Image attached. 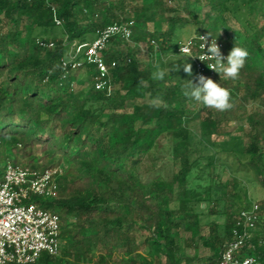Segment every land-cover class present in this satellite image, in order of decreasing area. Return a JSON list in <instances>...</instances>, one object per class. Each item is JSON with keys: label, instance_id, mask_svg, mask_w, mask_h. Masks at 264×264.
<instances>
[{"label": "trees", "instance_id": "trees-1", "mask_svg": "<svg viewBox=\"0 0 264 264\" xmlns=\"http://www.w3.org/2000/svg\"><path fill=\"white\" fill-rule=\"evenodd\" d=\"M260 17L264 0H0V180L7 163L38 173L61 169L56 199L31 198L57 215L59 254L43 253L33 264H219L239 211L252 203L259 221L239 255L264 264V198L243 199L233 210L226 203L219 211L209 182L213 137L236 122L246 138L239 154L264 188ZM122 23H131L129 39L113 37L101 53L107 66L116 63L105 87L96 90L94 65L62 67L73 44L90 43ZM192 25L197 36L217 39L225 56L235 45L249 53L238 78L214 74L230 90V109L198 108L186 98L184 80L196 77L187 78L182 68L158 74L165 56L179 54V28ZM251 104L258 109L239 120ZM193 110L198 135L187 127ZM160 159L169 163L157 166ZM240 185L229 178L225 194L236 199ZM202 216L213 217L205 235ZM143 231L149 234L139 244ZM185 233L196 239L184 245L191 253L177 244Z\"/></svg>", "mask_w": 264, "mask_h": 264}, {"label": "built area", "instance_id": "built-area-1", "mask_svg": "<svg viewBox=\"0 0 264 264\" xmlns=\"http://www.w3.org/2000/svg\"><path fill=\"white\" fill-rule=\"evenodd\" d=\"M131 23L110 25L98 36L87 44H73V49L68 53L67 59L62 60V67L70 66L75 70L86 63L94 65L98 72L96 90L105 87L109 81V70L115 67L112 62L107 66L101 57L109 40L117 37L128 40L131 34ZM200 36H204L205 51L207 44L215 38L205 35H195L192 43L186 45L181 42L178 52L181 56L192 61L195 68L196 80L200 75L213 80L214 72L208 67L214 63L204 56L203 42ZM216 43L223 56L222 44L217 39ZM40 47H52V43L39 42ZM188 52L185 53V47ZM83 54L82 58H78ZM226 57V56H225ZM61 175L60 168H49L42 173L28 168L7 163L0 180V264H33L43 253L58 256L61 242L59 238V223L57 215L39 208L32 200L38 197L44 201H52L57 195V179ZM258 205L250 204L247 209L238 213L236 224L232 229L233 239L225 246L221 253L219 264H258L251 256L241 257L239 249L245 241L250 239L259 221Z\"/></svg>", "mask_w": 264, "mask_h": 264}, {"label": "rangeland", "instance_id": "rangeland-1", "mask_svg": "<svg viewBox=\"0 0 264 264\" xmlns=\"http://www.w3.org/2000/svg\"><path fill=\"white\" fill-rule=\"evenodd\" d=\"M259 22H264V17L259 18ZM231 24L233 29H236L237 25H235L231 20L229 22ZM197 27L196 25L187 26L186 28H179L180 31L187 29L189 32H192L193 29ZM149 28L151 29V26L149 25ZM197 32V28H196ZM138 49V56L141 58V60H145L147 57L146 52L143 49V46ZM174 55H179L178 53H173ZM173 54H168L165 56L162 60V62H159L160 69L162 71H165L167 73L168 66L176 60V57L173 56ZM181 56V55H180ZM185 62L190 63L192 67V75L189 76L188 74H185L187 78L195 79V68L188 58H186ZM180 70V69H179ZM75 86V85H74ZM76 87V86H75ZM204 106L202 104H198V108ZM209 110H216L213 108L207 107ZM258 108L256 105L251 104L248 107H244L238 114L237 118L239 120H244L245 116L248 114L249 111L257 110ZM187 127L192 131L193 134L198 135L199 133V114L197 110H193V119L189 123H187ZM238 123L231 122L227 126V131L224 135L220 137H213V141L215 143L216 148L212 149L210 152V155L213 156L212 159V166L209 168V172L211 174V177L209 178V182L212 184V190H211V198L212 200L218 201V210H222L224 206L229 205L232 207V210L234 204H239L242 202L243 199H245L247 202H259L264 198V188L257 180L254 170L252 168H247L245 165L246 158L241 157L239 154L241 144L246 142V138L242 136L240 132L237 130ZM164 143V141H161ZM163 156V155H162ZM165 162L167 164L166 159H160L157 160L156 165H161V162ZM240 162V164H238ZM169 163V162H168ZM231 177H236L238 180L241 181V185L237 189V198L231 199L229 196L225 194L226 190L224 189V183ZM43 201V199H42ZM201 209H203L205 206L204 204H201ZM194 208L198 210L197 205H194ZM206 213V211H204ZM207 214V213H206ZM202 219V231L201 235H205L207 232V229L205 227V222L208 219L205 216L201 217ZM219 223H222V219L218 221ZM147 231L140 232L137 235L138 243L141 244L148 236ZM195 237L192 236L189 233H185L180 235V237L177 239V244L181 248L182 253L189 252L191 253L192 250H187L184 248V245L187 241H195ZM144 252V251H142Z\"/></svg>", "mask_w": 264, "mask_h": 264}, {"label": "clouds", "instance_id": "clouds-1", "mask_svg": "<svg viewBox=\"0 0 264 264\" xmlns=\"http://www.w3.org/2000/svg\"><path fill=\"white\" fill-rule=\"evenodd\" d=\"M196 28L197 27H195L192 32H189L187 29L179 31L177 33V43L180 45L179 42L183 41L186 45H190L192 43L193 36L197 35ZM200 37L203 42L205 58L214 61V63L208 65V67L214 72L218 73L219 76L223 74L225 77L233 80L238 78L241 70L245 67L246 59L249 55L247 49L245 47L235 45L225 57L220 52V49L216 43V39L215 41L211 39V42L207 44V49L205 51L206 38L204 36ZM184 51L185 53L188 52L187 46L185 47ZM173 56L176 57V60H174L168 66L167 73L170 74L182 68L184 73H187L189 76H191V64L185 62V60L187 57L193 56L190 54L183 56L173 54ZM158 74L163 77L165 75V71H160ZM184 81H187L186 84L182 85L183 95L186 98L219 111H224L232 107L230 90L222 86L220 80L218 82H214L211 78L200 75L195 82L192 80ZM151 103L155 105L158 103V100L154 99L151 101Z\"/></svg>", "mask_w": 264, "mask_h": 264}]
</instances>
